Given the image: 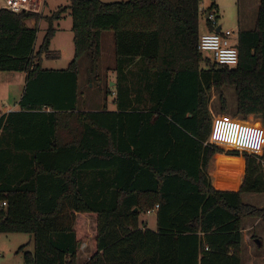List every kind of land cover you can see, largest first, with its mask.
I'll list each match as a JSON object with an SVG mask.
<instances>
[{"label": "trees", "instance_id": "trees-1", "mask_svg": "<svg viewBox=\"0 0 264 264\" xmlns=\"http://www.w3.org/2000/svg\"><path fill=\"white\" fill-rule=\"evenodd\" d=\"M68 10L74 56L66 68H44L53 22ZM29 18L48 23L37 49ZM199 19V0H68L49 15L0 7V71L26 74L20 110L0 115V232L32 237L33 252L19 248L25 264H77L86 241L92 253L82 264H241L244 219L264 223V207L243 201L264 193L255 165L264 151L243 153L235 189L212 184L211 91L233 87L234 114L259 115L264 126V0L253 29L238 31L235 66L203 60ZM215 28L207 19V31ZM105 30L114 38L116 110H79V59L96 70ZM223 125L214 141L252 147L255 124L240 133ZM228 129L237 140L223 137ZM156 204L150 229L139 214ZM85 215L95 217L93 236Z\"/></svg>", "mask_w": 264, "mask_h": 264}, {"label": "rangeland", "instance_id": "rangeland-1", "mask_svg": "<svg viewBox=\"0 0 264 264\" xmlns=\"http://www.w3.org/2000/svg\"><path fill=\"white\" fill-rule=\"evenodd\" d=\"M104 2H117L126 0H101ZM257 2L258 0H199L200 8V28L201 31H207L206 20L210 9L216 11L217 20L215 25H221L224 29H232L237 31L238 28V14L240 12L243 17L241 22V28H249V25H243L250 21L253 24L257 15ZM68 0H34V5H40L35 14H51L58 8L65 6ZM256 6V7H255ZM250 8V9H249ZM34 12V11H31ZM61 17L53 22V26L56 29L54 36L49 42L48 51L42 54L43 67L62 69L66 68L68 63L74 56L73 35L71 32V16L69 10L62 13ZM26 23L30 26H37L38 33L35 42V48L37 49L45 34L48 23L46 20L34 18L26 19ZM248 24V23H247ZM201 34V33H200ZM102 48L99 62L95 71H91L89 67L88 58L83 55L79 59V73H78V109L97 110L107 106L111 109L113 107L112 99L115 98V82L116 74L115 65L116 58L114 52V38L111 30H105L101 36ZM203 60L209 58L213 61V53L211 51H201ZM113 72V73H112ZM18 74V75H17ZM22 77L19 72L15 71H0V110L2 109L5 101L12 100V94L10 88L13 85L17 86L19 80ZM18 80V81H17ZM22 88V86L20 87ZM110 90V93L106 97L108 100L105 102V91ZM21 91V89H20ZM223 94L227 101V111L219 112V94ZM236 106V95L233 87H222L220 89H213L211 91V108L213 112L212 118V130L208 137V144L217 147L219 150L216 153V157L211 161V175L210 180H214L215 186L220 184L222 179L220 176L221 166L218 164L220 156H225L230 160L232 159V177L228 175L225 180L232 184V188L237 187L238 177L243 179L245 166V158L243 153L252 154L258 156L264 151V126L262 118L259 115L249 114L246 117L238 116L234 114ZM223 122V127H226L228 123H232V130L237 131L241 129L251 130V124H255L253 136L251 139L252 147H227L212 139L216 122ZM234 128V129H233ZM239 129V130H240ZM227 130V129H226ZM230 130V129H228ZM238 130V133L240 131ZM242 133V132H241ZM237 135H233L232 131H227L223 137L229 139V141H235ZM242 137V136H241ZM232 152V153H230ZM240 152V153H233ZM257 173L264 171V160L257 158L256 160ZM213 184V183H212ZM224 184V183H223ZM237 184V185H236ZM217 188V187H216ZM243 201L250 203L258 207H264V193H248L243 195ZM86 232L91 236L95 232V217L93 215L83 216ZM139 222L146 223L147 227L152 229L156 228V212L151 213L141 212L139 214ZM245 229L243 246L241 252V264H264V223L258 218L247 217L244 219ZM255 236L254 239L250 236ZM93 236V235H92ZM261 238L262 246L258 245L256 239ZM90 243V242H89ZM24 245V250L34 251V241L32 237L26 232H0V264H25L23 260V251L19 248ZM81 245V244H80ZM89 247V246H88ZM87 247V249H89ZM80 248V246H79ZM78 248V249H79ZM80 252V249L79 251ZM79 254V253H78ZM251 259V261L249 260ZM86 260L85 257H79L77 264H82Z\"/></svg>", "mask_w": 264, "mask_h": 264}, {"label": "built area", "instance_id": "built-area-1", "mask_svg": "<svg viewBox=\"0 0 264 264\" xmlns=\"http://www.w3.org/2000/svg\"><path fill=\"white\" fill-rule=\"evenodd\" d=\"M39 1L42 2L43 0ZM0 7L19 13L25 11L37 12L40 5H34V0H0ZM206 16L215 25V12L210 11ZM237 43L238 30L236 32L232 29L205 31L199 36L198 49L200 51H211L213 61L219 65L235 66L238 62ZM155 208H157V204L153 209L147 210V213H151Z\"/></svg>", "mask_w": 264, "mask_h": 264}, {"label": "crops", "instance_id": "crops-1", "mask_svg": "<svg viewBox=\"0 0 264 264\" xmlns=\"http://www.w3.org/2000/svg\"><path fill=\"white\" fill-rule=\"evenodd\" d=\"M257 9H258V5H259V0H258V2H257ZM256 7V6H255ZM250 9V8H249ZM212 11H214L215 12V16H216V11L213 9ZM217 18V17H216ZM242 19H243V17L241 16V14H240V12H239V14H238V26L240 27V28H238V31L240 30V29H244V28H241V22H242ZM217 20V19H216ZM253 22V21H252ZM252 22L250 23V21L249 22H247V23H245V24H243V25H249V28H246V29H253V27H254V24H255V22H254V24H253V27H250L251 26V24H252ZM29 25V24H28ZM30 26V25H29ZM218 26H220V29L221 30H223V28L221 27V25H218ZM216 27H217V25H216ZM101 36H102V34H101ZM101 46H102V42H101ZM102 48V47H101ZM45 68V67H44ZM123 68H125V70L128 68V67H123ZM20 73V75H21V77H22V79L21 80H19V82H18V84H16L17 86H15V85H13V87L12 88H10V91H11V94H12V100L11 101H5V103H4V105H3V107H2V109L0 110V115L1 114H3V113H9V112H13V111H18V110H20V107H19V99H20V97H21V95H22V92H23V88H24V85H25V79H26V74L25 73H22V72H19ZM113 73V72H112ZM18 75V74H17ZM113 77L115 78L116 77V74H114L113 75ZM116 79V78H115ZM18 81V80H17ZM22 86V88H20ZM20 89H21V91H20ZM114 99V98H113ZM113 99H112V104H113V107H111V109H109V108H107V106H106V108L108 109V110H116V106H115V104L113 103ZM108 100V99H107ZM106 102V101H105ZM79 110H86V109H79ZM98 110H103V108H101V109H98ZM216 157V154L210 159V162H209V166H208V173H209V176L211 175V171H212V168H211V161L214 159ZM230 159V158H229ZM231 164V165H230ZM243 170H244V168L242 169V172H243ZM220 176H222L221 178V180H220V184L219 185H217V186H215V182H214V180H212V183H213V185L215 186V187H217L218 189H234V188H232V184L231 185H227V183H229V182H227L226 180H225V177H228V175H229V177L231 176L232 177V159L230 160V161H228L227 162V165L225 166V167H222L221 166V168H220ZM241 181H242V179L240 178V177H238V180H237V187L239 186V184L241 183ZM224 183V184H223ZM245 195V194H244ZM143 225H145L146 227H147V224L145 223V224H143ZM150 229H152V227H150ZM245 232V229L243 230V233ZM243 238H244V234H243ZM89 246V247H88ZM87 247L89 248V249H87ZM80 252H78L79 254H78V261H79V257L81 258V257H85L86 256V260L90 257V255H91V253H92V247H91V244L89 243V242H83L81 245H80ZM79 249H78V251H79ZM250 261H251V259H249ZM84 261V260H83ZM251 264H252V262H251Z\"/></svg>", "mask_w": 264, "mask_h": 264}, {"label": "water", "instance_id": "water-1", "mask_svg": "<svg viewBox=\"0 0 264 264\" xmlns=\"http://www.w3.org/2000/svg\"><path fill=\"white\" fill-rule=\"evenodd\" d=\"M215 31H220V26H217V27L215 28ZM256 241H257L258 243H260V241H259L258 239H256Z\"/></svg>", "mask_w": 264, "mask_h": 264}]
</instances>
